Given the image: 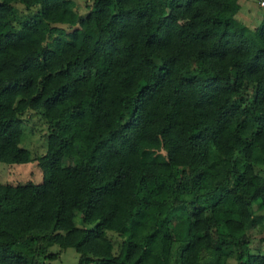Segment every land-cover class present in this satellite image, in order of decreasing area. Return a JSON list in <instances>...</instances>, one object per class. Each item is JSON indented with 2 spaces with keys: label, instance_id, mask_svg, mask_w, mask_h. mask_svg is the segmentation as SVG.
<instances>
[{
  "label": "trees",
  "instance_id": "trees-1",
  "mask_svg": "<svg viewBox=\"0 0 264 264\" xmlns=\"http://www.w3.org/2000/svg\"><path fill=\"white\" fill-rule=\"evenodd\" d=\"M239 8L0 0V162L42 175L0 182V264H51L52 246L75 264H264L245 236L264 208V10L248 28Z\"/></svg>",
  "mask_w": 264,
  "mask_h": 264
},
{
  "label": "rangeland",
  "instance_id": "rangeland-1",
  "mask_svg": "<svg viewBox=\"0 0 264 264\" xmlns=\"http://www.w3.org/2000/svg\"><path fill=\"white\" fill-rule=\"evenodd\" d=\"M74 10L78 17H82L87 9L86 4L91 0H72ZM264 1V0H263ZM240 2L239 11L236 14L237 19L248 28L258 23L261 12L264 10V4L259 5L258 0H246ZM14 7L17 10L20 19L29 18L32 9H25L22 5L16 3ZM66 30L70 28L63 26ZM21 127L23 130L22 142L20 146L27 148L33 157L41 155L45 150L46 124L42 117L34 111H27L21 117ZM42 180L40 169L35 161L22 164H7L0 162V182L10 184L31 182L38 184ZM107 236L112 242L113 252L118 249L120 238L107 232ZM245 236L248 240V248L251 254H264V208L259 209L256 205L252 206V216L245 228ZM53 251L58 250V258L51 264H75L77 253L72 248L57 249L56 246L50 248ZM226 264H237L234 258H228Z\"/></svg>",
  "mask_w": 264,
  "mask_h": 264
},
{
  "label": "built area",
  "instance_id": "built-area-1",
  "mask_svg": "<svg viewBox=\"0 0 264 264\" xmlns=\"http://www.w3.org/2000/svg\"><path fill=\"white\" fill-rule=\"evenodd\" d=\"M259 5H263L264 1L263 0H258Z\"/></svg>",
  "mask_w": 264,
  "mask_h": 264
}]
</instances>
